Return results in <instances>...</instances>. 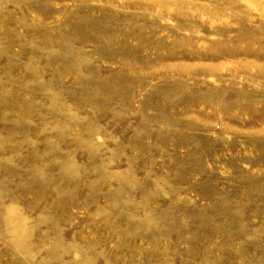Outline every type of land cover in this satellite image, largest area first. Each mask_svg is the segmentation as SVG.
Returning a JSON list of instances; mask_svg holds the SVG:
<instances>
[{
	"label": "rangeland",
	"instance_id": "obj_1",
	"mask_svg": "<svg viewBox=\"0 0 264 264\" xmlns=\"http://www.w3.org/2000/svg\"><path fill=\"white\" fill-rule=\"evenodd\" d=\"M0 264H264V15L0 0Z\"/></svg>",
	"mask_w": 264,
	"mask_h": 264
},
{
	"label": "bare ground",
	"instance_id": "obj_2",
	"mask_svg": "<svg viewBox=\"0 0 264 264\" xmlns=\"http://www.w3.org/2000/svg\"><path fill=\"white\" fill-rule=\"evenodd\" d=\"M246 3L248 7L256 9L264 15V0H241Z\"/></svg>",
	"mask_w": 264,
	"mask_h": 264
}]
</instances>
